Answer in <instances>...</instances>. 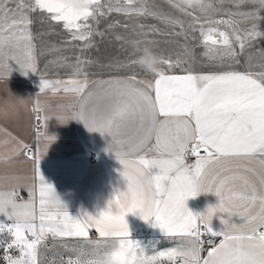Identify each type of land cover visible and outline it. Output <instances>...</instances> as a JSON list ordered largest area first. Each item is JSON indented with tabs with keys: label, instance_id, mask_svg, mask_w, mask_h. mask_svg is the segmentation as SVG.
Here are the masks:
<instances>
[{
	"label": "snow or ice",
	"instance_id": "6c2138e0",
	"mask_svg": "<svg viewBox=\"0 0 264 264\" xmlns=\"http://www.w3.org/2000/svg\"><path fill=\"white\" fill-rule=\"evenodd\" d=\"M166 2L172 12L152 10L146 0H123L115 8L109 4L107 12L151 16L171 29L161 34L185 40L198 33L204 57L222 70L184 68L176 74L174 69L195 60L194 50L185 47L175 59L157 53L161 70L150 74L151 80L131 75L89 81L81 67L89 61L80 58L68 80L41 77L39 93L79 98L76 111L55 115L58 122L75 120L89 132L111 138L106 151L121 164L127 188L96 216L82 211L74 217L67 206L52 208L54 187L40 162L56 137L39 131L41 120L47 127L50 117H42L48 109L37 99V139L43 137L44 143L36 148L17 142L15 150L31 161L32 182L0 185V250L6 264H46L49 242L51 250L68 248L69 238L79 250L73 248L75 258L67 261L60 257L61 264H101L102 253L117 241L139 250V264H160L162 258L168 264H264V71L231 67L254 40L264 39V0H230L235 11L211 2L190 9L178 7L176 0ZM245 4L255 7L243 11ZM33 13L41 23L60 25L72 41L83 42L82 48H91L93 37L104 35L98 31L99 18L106 15L102 0H90L84 12L61 0H0V67L9 72L14 66L25 76L38 72ZM152 31L160 29L153 26ZM126 66H136L135 59ZM248 174L256 177L259 188ZM24 189L27 199L20 196ZM203 194L215 195L218 203L194 214L188 201ZM128 215L160 229L179 246L149 255L132 238ZM215 219L222 230H214Z\"/></svg>",
	"mask_w": 264,
	"mask_h": 264
},
{
	"label": "crops",
	"instance_id": "0c3cea01",
	"mask_svg": "<svg viewBox=\"0 0 264 264\" xmlns=\"http://www.w3.org/2000/svg\"><path fill=\"white\" fill-rule=\"evenodd\" d=\"M116 77L127 76L109 75L90 81ZM40 79L41 77L34 78L31 74L25 76L21 71L0 72V185L7 187L32 182L31 161L22 151L17 154L15 150L17 142L36 148L44 143L43 137L37 139V130L34 127L33 106L39 99L41 106L48 109L41 114L42 117L45 114L50 117L47 127L43 119L41 120L39 131L56 137L41 158L40 170L46 181L64 195L74 217H78L82 211L96 216L107 210L109 201L118 191H126L127 188L126 181L120 174L121 164L114 154L106 151L111 138L89 132L83 123L75 120L63 124L58 122L55 115L76 111L79 98L63 92L56 95L50 92L39 93ZM91 88L94 90L95 85H91ZM90 154L96 157L92 165L88 163ZM193 161L194 159L189 158V162ZM248 175L259 188L256 177ZM27 195L26 189L20 191V196L24 199H27ZM217 203L218 198L215 195L203 194L190 199L188 207L194 214H199ZM126 219L133 239L139 240L147 234L150 241L171 244L170 248L179 246L178 240L169 239L160 229L150 226L138 216L128 215ZM213 225L216 231L223 228L219 219H215ZM95 235L93 232L92 237L95 238Z\"/></svg>",
	"mask_w": 264,
	"mask_h": 264
},
{
	"label": "rangeland",
	"instance_id": "374dc122",
	"mask_svg": "<svg viewBox=\"0 0 264 264\" xmlns=\"http://www.w3.org/2000/svg\"><path fill=\"white\" fill-rule=\"evenodd\" d=\"M106 15L100 17L98 31L104 35L93 37V46L91 48H82L83 42L72 41L70 35L64 31L60 25H50L49 23H41L37 20L36 13L31 14L34 23L32 25L33 35L36 37L34 43L36 45V54L38 59V72L31 74L32 77H43L49 79H65L73 77L76 67L77 58H80L89 63L83 64L84 72L87 73L88 79L93 80L98 77L109 75H136L138 80H151L153 76L144 73L137 66H126L128 61L134 58L132 41L151 42L154 51L165 57L175 59L177 56H183L184 48L188 47L194 50L195 60L188 64L182 65L181 68L174 69L176 74H183L184 68H191L196 72L208 73L212 71L222 70L218 64H211L204 57V49L199 44V34H189V38L185 40L183 37H177L171 34L164 35L161 33H170L171 29L161 23L159 20L151 16H125L118 12H107L109 4L112 7L123 6V0H102ZM150 9L163 11L165 13L172 12L166 0H146ZM215 8L221 10L232 9L235 11L234 5L230 0H208ZM8 6L14 8L15 4L9 2ZM139 6V5H138ZM255 7L251 4L241 6V10L247 11ZM211 11V10H209ZM179 15L178 13H174ZM187 22L186 17H182ZM219 18V17H217ZM119 22L117 25L116 22ZM113 25V27H109ZM126 25V27H125ZM143 26V27H141ZM160 29V32H153L152 28ZM247 25H241L246 27ZM261 30H264V23H261ZM121 37L122 39H117ZM195 37V38H193ZM152 41H156L155 44ZM237 51L239 52L238 46ZM264 39L258 38L254 40L250 46L246 47L243 53L239 54L238 63H231L234 70L253 72L264 71ZM20 70L14 66L11 72ZM0 72H9L3 67H0ZM83 79V76L78 77ZM136 240V239H134ZM142 246L146 247L150 252L167 250L171 244H160L155 241H143L137 239ZM79 250V244L69 238L68 248L52 249V244L49 242V251L45 254L46 264H61L60 257L64 261L69 258H75L76 253L72 250ZM18 255V253H13ZM3 251L0 250V264H6L3 261ZM160 264H168L162 258Z\"/></svg>",
	"mask_w": 264,
	"mask_h": 264
},
{
	"label": "clouds",
	"instance_id": "9594fccd",
	"mask_svg": "<svg viewBox=\"0 0 264 264\" xmlns=\"http://www.w3.org/2000/svg\"><path fill=\"white\" fill-rule=\"evenodd\" d=\"M61 2L76 12H84L90 6V0H61ZM176 4L178 7L190 9L205 6L208 0H176ZM132 48L138 68L149 74H156L161 70L160 57L154 51L151 42L132 41ZM49 205L52 208L69 207L64 195L55 187L49 195ZM100 260L101 264H139L140 253L134 245L121 244L117 241L110 250L102 253Z\"/></svg>",
	"mask_w": 264,
	"mask_h": 264
},
{
	"label": "built area",
	"instance_id": "2783aa9c",
	"mask_svg": "<svg viewBox=\"0 0 264 264\" xmlns=\"http://www.w3.org/2000/svg\"><path fill=\"white\" fill-rule=\"evenodd\" d=\"M39 126H40V124H39ZM34 127H35V129L37 130V121H36V119H35V121H34ZM189 158H192V157H189ZM192 159H194V158H192ZM95 160H96L95 155H94V154H90V157H89V159H88V163H89L90 165H92V164L95 163ZM141 239H142L143 241H149V240H150V237H149L147 234H144L143 236H141ZM206 247H207V245H206Z\"/></svg>",
	"mask_w": 264,
	"mask_h": 264
}]
</instances>
